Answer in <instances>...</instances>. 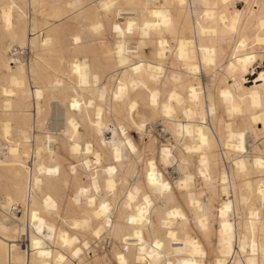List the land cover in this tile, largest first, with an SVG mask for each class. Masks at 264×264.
<instances>
[{"label":"bare ground","instance_id":"1","mask_svg":"<svg viewBox=\"0 0 264 264\" xmlns=\"http://www.w3.org/2000/svg\"><path fill=\"white\" fill-rule=\"evenodd\" d=\"M262 62L264 0H0V264H264Z\"/></svg>","mask_w":264,"mask_h":264},{"label":"rangeland","instance_id":"2","mask_svg":"<svg viewBox=\"0 0 264 264\" xmlns=\"http://www.w3.org/2000/svg\"><path fill=\"white\" fill-rule=\"evenodd\" d=\"M236 6H237L239 9H241L242 4L237 3ZM76 23H77V22H72L71 24H72V25H75ZM110 37H111V36H110ZM126 39H128V38H126ZM72 44H73V43H72L71 41H66V42L63 44V45H64V47H63V51L65 52V48L67 47V45L72 46ZM253 69H254L253 72H257V71L260 70V69H264V62H262L260 65H255V67H254ZM113 76H114V71H113L112 69H110L105 75L103 74V75L99 76V78H98V79H99V83H101V81H104V82L106 83V85L109 86V85L111 84V82H112V78H113ZM251 80H252V75H247L246 78H245V82H246V84H249V82H250ZM201 81H202V83H203L204 85H210V83H211V78H210L207 74H203V76H202V78H201ZM138 115H140V114H138ZM218 115H220L219 112H218ZM152 125H154V124H152ZM157 129H159V127H158ZM61 131H62V134H64V135L67 134V133H66V130H65L64 127L61 129ZM245 143H246V149H247V151L249 152L250 149H251V141H250V139L248 138V135H246ZM60 149H61V148H60ZM250 152H251V151H250ZM58 153H59V155H60V159H61L63 165H67L68 162H72V160H70V159L68 158V156L65 154V148H63L62 150H59ZM148 155H150V152H147V151L140 152V151H139V152H136V153H134V154L132 155L131 160L134 159L135 162H139V161L145 159V157L148 156ZM101 156H102V162H103L104 159H105V157L107 156V154H103V153H101ZM122 168H123V171H127V172L130 171V169H129V167H128L127 164H126V165L124 164V165L122 166ZM63 185L65 186V194H64L63 197H66V198L68 199V201H69V203H68L67 206H65V207H67V209H68V211L70 212V214H72V213H75V214H76V213H78V208H77V198H78V197H77V195L75 194V192H73V191L70 189V185H69V183L64 182ZM109 242H110V241H108L107 244H106V246H105L107 250L110 249ZM112 242H113V241H112ZM112 242H111V243H112Z\"/></svg>","mask_w":264,"mask_h":264}]
</instances>
